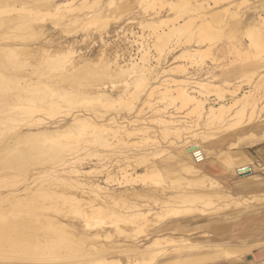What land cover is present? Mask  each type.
<instances>
[{
  "label": "bare ground",
  "instance_id": "obj_1",
  "mask_svg": "<svg viewBox=\"0 0 264 264\" xmlns=\"http://www.w3.org/2000/svg\"><path fill=\"white\" fill-rule=\"evenodd\" d=\"M101 1L94 0L91 3L84 0L79 6L93 9ZM143 1L161 6L167 3L171 10L177 9L178 14L173 17L160 16L158 20L149 18V21L141 23L142 31L152 29L154 37H150L152 40L147 45L141 42L143 46L140 49V61H135L136 57L132 55L125 61L123 54H118L117 51L113 60L108 56L103 57L105 54L102 55L104 60L100 59L102 62L97 64L99 67L93 61L94 67L86 63L80 65V61L75 62V59L69 58L74 53L72 48L57 49L54 46L56 49H51L53 41L46 34L48 25L39 24L46 13H51L53 17L61 14L62 4L66 5L64 9H68L67 1L61 3L59 0H0V264H167L162 260L180 254L191 256L189 261L194 264H212L218 262L219 257L210 251L205 253L208 250L225 249V255L230 257L245 248V244L238 242L225 243L226 245L215 242L214 245H206L204 241L202 244L198 242L199 239L191 237L190 230L176 222L158 227L156 225L169 218L184 215L224 213L229 210L233 212V209L260 201L261 198L255 194L258 190L247 191L249 185L253 188L255 185H262L259 180L263 177L255 175L258 165L227 158L226 164L233 169L230 177L240 176L246 168L253 171L241 180V196H237L231 192L228 185L211 184L210 175L201 169H195V165L206 162L211 154L210 149H205L200 141L191 145L193 142L187 140L179 145L178 140L179 142L174 143L179 145L174 148L176 155L191 165H186L189 167L184 168L179 177H171L172 182L177 183L179 187L176 193L169 194L171 188L168 190L164 182L166 174L162 169L163 164L159 161L164 156L165 148H158L159 141L155 137L156 134L151 135L148 124H158L163 136L174 135L176 139H184L185 131L204 125V130H196V133L191 134L194 138L199 136L211 146L214 142L212 137H216L218 131L233 127L234 124L239 125L245 118L248 121L255 118L257 104H251L254 98L252 92L239 94L238 88L229 81L220 83L217 79L218 73L210 67H199L196 73L186 76L188 69L181 62H175L174 66L166 69L162 66L157 70L152 60L155 59L157 64H161L178 48L180 50L173 54V60L197 63L198 57L213 50L216 51V57L225 55L224 45L213 49L211 45L204 44L203 39L215 33L212 23H222L224 27L227 26L235 32L241 31L244 26V34L250 38L248 45L252 50L255 49L256 54L248 55L246 51L249 46L247 49L244 47L248 56L243 61L251 60L249 68L252 67L253 74H262L259 80L264 81V74L261 73V69H264V56L257 59L258 54L264 53V19L256 16L257 11L252 12L253 16H250V10L259 6L247 5L248 7L243 8L246 0H215L217 5L224 4L216 9L210 8L208 0ZM114 2L115 0H108L105 6L95 10L91 16H82L84 20L90 18L85 26L100 23L101 28H105L109 13H105L104 8ZM133 5L130 1H120L112 12L120 15L128 11L131 13ZM183 7L185 12L190 11L193 15L188 16L182 23L178 15ZM112 12L110 11V14ZM221 12L231 20L222 19ZM63 16L62 14L61 17ZM73 17L69 22L78 23L80 17ZM52 22L51 24L58 25L55 21ZM66 26L67 24H64L60 28ZM197 34L198 39L192 43L190 39ZM133 35L136 34L133 32ZM173 37H177V41L168 45ZM41 38V45L37 46L36 42L29 43L31 39ZM184 39H187V42ZM239 44L241 47L245 46L244 42ZM235 47L232 50L235 51L238 46ZM236 53L239 54V50H236ZM121 59L127 63L122 64ZM171 64L173 65V62ZM39 66L43 69H39ZM55 70L59 72L51 74L50 71ZM160 74L164 78L154 84L153 79L157 80ZM200 74L209 76L196 77ZM223 86H227V89ZM226 90L230 91L234 98L233 104L227 101L224 92ZM213 92L220 102L217 105H208L207 98ZM142 104L147 105V112L151 111V115L143 120L134 119L139 114L146 115L144 106H140ZM172 104L178 105V109L186 108L187 116L181 119L170 112L168 106ZM238 104V110L234 113L233 109ZM77 105H87V109L72 112L70 108ZM67 107H70L69 110L64 109ZM62 108L65 110L61 112L64 117H70L69 120L62 118L61 123L53 119L57 115L55 111ZM111 109L117 110L116 114L111 113ZM45 116L51 119L47 121ZM188 117L190 120H187ZM124 120H127L128 124H123ZM18 121L25 123H14H19ZM17 125L21 127L16 131ZM21 143L24 144L21 146ZM110 147H123L127 150H133L135 147L142 151L133 152L134 154L120 151V156L123 153L125 156L107 165L105 159L109 157ZM49 157L57 158H54L56 161L52 163L53 167H35V171L39 172L33 171L32 167L30 169L33 163L38 165L37 160L43 161V158ZM85 157H95L98 160V168L94 170L99 169L98 173H104L102 181L100 178L96 181L82 179L92 172L84 169V166H79ZM41 161L40 163H43ZM181 163L180 161L176 167H181ZM34 174H37L40 180L46 175L47 180H44L47 182L32 187L30 179ZM136 177L144 183L149 179L153 184L124 190L111 187L116 181L118 187H123L126 183L135 181ZM183 181L186 186H182ZM207 181L209 182L206 183ZM17 182H24V188H11ZM151 203L158 204V209L154 210ZM252 212L254 211L250 210L246 215ZM109 223L114 225L113 228L107 227ZM147 228L150 231L148 230L147 238L142 242L138 234L147 232ZM176 230L180 231V234L172 235V231ZM119 237L123 238L119 240ZM257 244L255 245L264 246V242ZM261 262L258 261L257 264Z\"/></svg>",
  "mask_w": 264,
  "mask_h": 264
},
{
  "label": "rangeland",
  "instance_id": "obj_2",
  "mask_svg": "<svg viewBox=\"0 0 264 264\" xmlns=\"http://www.w3.org/2000/svg\"><path fill=\"white\" fill-rule=\"evenodd\" d=\"M59 1H61V3L66 2V1L70 2V3L66 2L67 6H69V8L64 9V6H66V5L62 4L61 6H63V9L60 12L61 14L58 13L57 15H55V17H53L50 15L51 13L49 14L50 16L47 13L46 14L44 13L46 17L44 16V19H41L39 21V24L48 25L47 27L49 30L47 29L48 32L46 31V34L48 35V38L53 41V43H51V46H52L51 49H56V48L62 49L61 47H63L64 49H67V48L71 49L72 48V51H74V53L72 56L70 55L71 57H69V58L75 59V62L80 61V65H84L86 63V64H88V66L89 65L94 66V64L96 63L95 65L97 67H99L100 63L102 62L101 60H104L102 58V55L105 54L103 57L107 58L106 56H108L109 59L113 60L115 53L117 51H118L117 52L118 54H120V53L123 54V57L126 58L125 61L129 60V58H130L129 55L136 57L135 61L136 60L140 61L139 57L141 56V52H142L140 49H142L143 45H147L150 43V41L152 40L150 37H152V36L154 37V34L151 32L152 29L147 28V29H145V32L142 31L143 29L141 27V23L149 21L148 20L149 18H152V20H158V17H160V16H162V17H166V16L173 17L174 15L177 16V14H178V13L176 14L177 9L171 10L167 3L163 6H161L160 4H155V5H153L151 3L148 4V3H146V1H143V0L142 1L138 0V2L136 0H115V2L112 5H107L104 8V12L109 13L106 17V20H108V23L106 24L105 28L104 27L101 28L100 23H92V24H87V26H85L86 22L90 18H86L87 20H84L82 18L86 14H88V15H86L87 17L91 16L95 10L99 9L103 5L105 6V4L108 0H102L99 3V5L98 6L96 5V7H93V9L87 8L84 5L79 6L81 4V2L84 0H65V1L59 0ZM93 1L94 0H87V2H91V3ZM120 1H128V2L130 1L131 5L134 4L132 6L131 13H130V11H128V12H125L122 15H120V14H116V13L112 12L115 10L116 3L120 2ZM231 1L237 2L240 0H231ZM252 1L253 0H246V2L244 3V5H242V7L244 8L247 5L250 7L259 6L256 9L252 8L250 10V16H253L252 12L257 11L256 16H261V18L264 19V5L261 6V4H264V2H262L261 0H254L253 2ZM140 2H142V3H140ZM199 2H201V0H199ZM208 3L211 4L210 8H212V9L220 8L221 6L224 5L223 3H221V4L219 3L218 5L215 4V0H208ZM77 6H79V7L76 8ZM101 9H103V8H101ZM181 9H182V12H179V15H178L179 20L181 22L184 19L188 18V16L193 15V13L192 12L190 13V11L185 12L184 7ZM72 10H73V12H72ZM110 11L112 12V14H110ZM156 12H158V14ZM65 13H66V15H65ZM180 13H181V15H180ZM62 14L64 15L63 18L61 17ZM221 14H220V16L225 21L231 20L225 16L224 12H221ZM73 16L74 17L75 16L80 17L79 20L77 21L78 23H76V22L72 23L71 22L72 23L71 24L69 22V19H72ZM58 18H60V19H58ZM52 21L53 22L55 21V23H57L58 25L51 24ZM64 24H67V26L64 27L63 29L60 28L61 26L63 27ZM161 24H163V23H161ZM212 25L214 26L213 30L215 31V33L213 32L214 34H212V36L209 35V37L206 36L204 39L203 38H201V39L204 40V42H205L204 44L211 45L213 49H216L217 46L224 45V50L226 49L224 51L225 55L222 53L223 55L216 57L215 56L216 51L213 50L212 52L209 51L208 53H205L206 55L204 54L203 56L198 57L196 59L197 63H192L191 61H188V60L187 61L186 60L181 61L180 59L173 60L172 56H173V54L178 52V49H179L178 48L177 51L175 50L173 52V54H169L168 57L162 61L161 64H157L155 59L152 60V64L156 66L157 70H160L162 66H163L162 67L163 69H166V68H169L170 66H174L178 62H181L182 64H184V67H186L188 69L187 72H189V73H187L186 76H189V75L196 73L197 72L196 69H198L199 67H204V66L206 68L210 67L211 69L214 70V72L218 73V75L217 74L216 75H217L218 81L220 80L219 81L220 83L223 84L224 80H226V82L229 81L230 83L234 84L238 88L239 94L251 91L252 95L254 97L251 101V104L252 105L257 104L256 105L257 113H256L255 118H253V120L248 121V119L245 118L239 125L234 124L233 127L232 126L230 128L228 127V129L225 127L226 129H222L221 131H218V133L216 134V137L215 136L212 137L214 142H213V144L210 142L212 144V145L210 144L211 146H208L205 142H203L199 136H195V138L192 136L194 133H196V130L197 131L204 130V125H200L198 127H193L191 129L192 131L191 130L185 131V133H184L185 138L184 139H182V138L176 139V137L174 135L163 136V134L159 130L160 129L159 126H157L158 124L153 123V122H149L148 126L150 127L151 135L156 134L155 137L159 141V147L158 148L163 149V150L165 148L164 156L161 159L163 162L161 160H159V161L163 164V166H162L163 172L167 175V176L165 175V178H164V182L167 185L164 182H163V184L167 186L168 190L171 188L169 191L167 190L169 192V194L176 193V191L178 190V187H179V185H177V183L172 182L173 179H171V177L172 176L173 177H177V176L179 177L180 174L182 173L181 171H183L184 168L187 169V167H189L191 165V163H189L188 161H184L181 157H179V155H176V150L174 149L178 144L180 145L184 141H187V140L192 141L193 143H191V145H195L197 141H200L201 144L203 146H205V149H208V150L210 149L211 154H210L209 158L206 160L205 163H201L200 165H195L194 166V167H196L195 169H201V171L210 175V177H211L210 183L212 182L211 184L220 183L221 186H227L228 185L229 188H231V192L235 193L236 195L239 194L240 193L239 191L242 190L240 188L241 183H242L241 180H243L244 178H247L248 176L244 177L242 175H240V176L237 175V176L230 177L229 174H230V172L233 173V169H231V166L229 167V164H226V162L228 160H231V159L239 161L241 163L252 162V163L257 164V165H259V163H257V162H260V161H257L258 159L260 160V156L258 155V150L262 145H264V120H263L264 119V113H263L264 112V81L259 80V76H262V74L261 75L258 73L253 74L252 67L249 68L248 65H250L252 63L251 60L249 62H247L248 60L245 62L243 61V60H245V58L248 55L256 54L255 49L252 50V48L248 45L250 43V38H249V35H247L246 33L244 34V30H245L244 26H242L243 28H241V31L235 32L234 30L233 31L229 30V27H227V26L224 27V24H222V23H220L219 25L216 23H212ZM64 29H65V31H64ZM165 29H166V27H165ZM66 30H68V31H66ZM220 31H222V32H220ZM133 32L136 34L135 36L133 35ZM219 32L221 34H219ZM229 32H230V34L228 35ZM100 34H102V36ZM141 36H144V37L141 38ZM176 39H177V37L171 38V40H170L171 42H169L168 45L173 44L175 41H177ZM197 39H198V34L192 36L190 41L193 43ZM51 40H50V42H52ZM185 40L187 42V39H184V41ZM42 41H43L42 38L40 40L31 39V40H29V43L36 42L37 44L36 43L35 44L38 46V45H41L40 42L42 43ZM141 42H143V45H141ZM242 42H244L245 46L241 47L239 43H242ZM229 43L232 44L231 45L232 47L230 46ZM226 45L227 46L229 45L230 47L229 46L227 47ZM235 46L236 47L238 46L236 50H239V52H240L239 54L236 53V50L235 51L232 50V48ZM248 46H249V48H248ZM244 47L246 49L248 48V50L246 51V49H243ZM249 49H250V51H249ZM245 51H246V53H248V55L245 53ZM233 52H234V54H233ZM244 54H246V56ZM98 56H100V58ZM260 56H264V53H262L261 55L258 54L257 59L260 58ZM69 58L67 60H69ZM85 58H86V60H85ZM87 58H89L88 59L89 63L87 62ZM93 61L95 63H93ZM121 61H122V59H121ZM263 61H264V59H263ZM172 62H173V65L171 64ZM98 63H99V65H97ZM123 63H127V62L122 61V64ZM243 65H244V67H242ZM263 65H264V63L262 64V66ZM41 67L39 66L38 68L41 69ZM42 69H43V67H42ZM261 70L263 71V72L261 71V73L264 74V69H261ZM202 71L204 72L205 70L203 69ZM50 72H51V74H56L59 71L57 72V70H55V71H50ZM191 72H193V73H191ZM203 72L201 74H203ZM201 74L197 75V76L194 75V76L198 77V76H201ZM162 76L163 75L160 74V76L157 80L154 81V79H153V83L158 84L159 79L164 78ZM184 76H185V74H184ZM207 76H209V75H203L201 77L203 78V77H207ZM224 84H225V82H224ZM106 85L108 86L109 84H106ZM119 86H121V85L119 84ZM226 87L223 86V88H226ZM109 88L111 89L112 87L110 86ZM114 91L116 92V89ZM227 91L228 90L224 91L225 96L227 98V101H230L229 103L233 104L235 100L232 97L230 91H228V92ZM255 96H256V98H255ZM207 99H208L207 100L208 105H211V104L217 105L220 102L216 93H214V92L211 93V95L208 96ZM253 100H254V102H253ZM255 101H257V102H255ZM164 104L165 103H161V105H164ZM145 105L146 104H142L140 106L141 107L144 106V110H146V115L144 116V114L142 113L141 115L139 114L140 116L138 115V116L134 117V119L143 120L145 117L151 115L152 112L151 111L147 112L149 109H148L147 105L146 106ZM80 106L81 105H79V106L77 105V107H74L72 109L70 107H67L64 109L69 110V108H70V110L72 112L73 111L75 112L78 110L79 111H83V110L85 111V109H87V107H86L87 105H82L83 107L82 106L80 107ZM84 106H85V108H84ZM88 106H91V105H88ZM237 106H239V104L234 107V109H233L234 113L238 110ZM168 108H169L168 110L170 112H173L174 115H176L177 117H179L181 119H184V117L187 116L186 115V113H187L186 108L178 109V105H174V104L169 105ZM260 108H262V110H263L261 113H260V110H261ZM64 109L62 108L59 111H55V113L57 115H55V118L53 120L57 119V121L58 122L61 121V123H62V118H64L65 120H69L70 116L67 118L66 116L64 117V113H61V112L65 111ZM117 109L119 110V107ZM249 109L250 108L248 107L247 108V114H248V111L250 112ZM116 112H117V110L111 109V113L116 114ZM248 116H249V114H248ZM44 118L47 119V121L49 119H51V118H47L46 116ZM187 120H190L189 117ZM18 122L19 123H17V122H14V123H16L18 125L25 123L24 121H22V122L18 121ZM123 124H128L127 120H124ZM18 125L16 127V131L21 127ZM25 128L26 127L24 126L23 129H25ZM220 132L221 133L223 132V134H221ZM191 133H193V134H191ZM214 138H216V139L214 140ZM176 141L179 142L177 145L174 144V143H176ZM22 144H24V143H21L20 145L22 146ZM116 147H110L108 149L109 157L107 159H105L106 160L105 164L111 165V164L115 163L117 160L120 159V157L123 158V156H125L124 153L134 154L133 152H141L142 151L141 149L139 150L138 148H135V147L132 148L133 150H127L126 148H123V147L122 148L121 147L116 148ZM114 149H116V150L114 151ZM128 149H130V148H128ZM170 150H172V151H170ZM120 151H126V152H124L122 154V156H120L121 155ZM129 152H131V153H129ZM172 152H175V153L172 154ZM229 156H230V158H229ZM54 158L57 159L56 157H49V158H43V161H41V159L37 160V161H39V163H37V164L38 165L40 164V165L38 166V165H36V163H33L34 166L33 165L30 166V169L33 168V171H35L36 168H41V169H42V167H43V169H44V167H46L45 169L50 168L52 165L54 166V164H52L54 161H56V160H54ZM224 158H226V159H224ZM227 158H228V160H227ZM40 161L43 163H40ZM180 161L182 162L180 164L181 167H176L177 164L180 163ZM223 161H225V162H223ZM81 162H83V163H81ZM81 162L79 163V166H81V167L84 166V169H86V170H92V172H90L89 174L87 173L85 178L83 176L82 179L87 178L86 181H96L97 178H100L101 181H102V179H104V173H101L102 174L101 175L100 173H98L99 169H97L96 171L94 170V169L98 168V164H97L98 160L95 157H90V158L85 157V159H83ZM164 162H165V164H164ZM166 162L167 163L169 162V163L167 164ZM186 165H189V166L186 167ZM55 166H57V165L55 164ZM257 167H258L257 168L258 170H257V172H255V175H259V176L263 177V179L259 180V182L262 183V185H255L254 188L249 185L247 191L258 190L255 194H258L257 195L258 198H261L260 201L249 204L246 207L233 209V212L231 210L226 211L224 213L207 212L206 214H202V215L201 214L184 215V216L178 217V218H169L166 221H163L162 223H159L158 225H156V227H158L160 225L162 226V225L168 224V223L171 224L172 222L179 223L181 226H185L186 229L190 230V234L193 235V236L191 235L192 238H195L196 240L199 239L198 242H200L202 244H204L205 243L204 241H206V243H205L206 245H208V244L214 245L216 241H218L217 244H220V245H223L224 242H226V243L227 242H231V243L232 242H238V240L240 239L238 234H240L244 231L247 232L248 227H246V229L244 231L240 232L239 230H235V229L233 231H229V230H225V229L223 230L222 228L217 229V227L212 228V226L217 224V226L222 227V225L225 223L231 224V223H235V222L239 224V222H240V221H238V220H240L239 218H241L244 215H245L244 220H242V221H245V220L248 221L253 216L264 213V187H263L264 186V167H263V165H262V167H259V166H257ZM169 170L172 172L168 173ZM178 171H179V173H178ZM35 172H39V170H37ZM98 174H100V175H98ZM45 176H43V177H45ZM18 177L20 178L22 176H18ZM43 177H41V180H40L39 178H37V174H34L33 178L30 179V182H31L30 185L32 184L31 186L35 187V186L40 185L41 183H46L47 181H45V180H47V177H45V178H43ZM48 178H49V176H48ZM136 178H135V181H131L130 183H126L127 185H125L123 187H121V186L118 187L119 185H118L117 181L112 183L111 187L119 189V190H124V189L130 188V187L131 188H140L142 186L146 187V186H151V184H153L149 181V179L146 180L147 184L149 182V184L147 185L146 182L144 183L142 180L140 181L139 178H137V179ZM1 180L2 179H0V184H2ZM225 181H227V182H225ZM168 182H170V183H168ZM208 182L209 181H207L206 183H208ZM236 183H237V185H235ZM23 184H24V182H22V183L17 182L11 188H17L20 186L22 187ZM103 185H105V183H103ZM168 185H170V186L174 185V186L170 187ZM182 186H186L184 181L182 183ZM261 187H263V188H261ZM23 188L24 187H22V189ZM196 188H199V186H196ZM259 188H261V189H259ZM3 189H5V188H3ZM193 190H195V189H193ZM171 191H173V192H171ZM223 191H225V189H223L222 192ZM239 196H241V195L239 194ZM151 204L154 206V208H153L154 210L158 209V207H159L158 204H156L157 206L154 203H151ZM239 210H242V211L240 213H238L237 211H239ZM250 210H252L254 212L250 213L249 215H246L247 212H250ZM74 215L75 214H73V216ZM221 218H223V220L220 221ZM78 219H76V221ZM109 224H108V226L107 225L106 226L113 228L114 225H111V224L109 225ZM81 227L82 226L80 225V228ZM148 230L150 231V229L147 228V232H144V233L140 232L141 234L140 233L138 234L139 240H143L142 242L145 241V239L147 238L146 234L148 233ZM176 231H172V235L178 236L180 234V231H178V230H176ZM208 236L210 237L211 240H209ZM215 236L216 237L218 236V237L215 238ZM204 237H205V240H204ZM113 238H115V237H113ZM121 238H123V237H119L117 239L121 240ZM244 247L245 248L243 250L235 253L234 255H232L230 257L225 255L224 249L208 250L205 253H209V251L212 254L216 253V254H218V257L220 258V260H222V264H231V260L238 258V255H239L238 253H244L245 251H248V250L250 251V248H252V247H246V246H244ZM257 247H261V246H257ZM195 252H197V251H195ZM202 253H204V252L202 251ZM236 254H238V255H236ZM190 258H191V256H189V255L180 254V255H176V256H168L165 259H163L162 261H164L167 264H194V263H191L189 261ZM217 260L220 264L221 263L220 260L219 259H217ZM257 263H255V264H257ZM205 264H210V262H207Z\"/></svg>",
  "mask_w": 264,
  "mask_h": 264
},
{
  "label": "crops",
  "instance_id": "obj_3",
  "mask_svg": "<svg viewBox=\"0 0 264 264\" xmlns=\"http://www.w3.org/2000/svg\"><path fill=\"white\" fill-rule=\"evenodd\" d=\"M258 155L260 156V160L258 159L257 161H260V163L264 167V145H262L259 148ZM263 187H261V188H263ZM261 188H259V189H261ZM241 211L242 210H239L237 212L240 213ZM244 216L239 218L240 219V220H238V221H240L239 224L235 222V223H231V224L225 223L222 225V227L216 226L217 229L222 228L223 230L225 229V230H229V231H233L235 229V230H239L240 232L244 231L246 229V227H248L247 232L244 231L245 233L242 232V233L238 234L240 237V239L238 240V243L239 244H241V243L245 244V246L250 245V247H252V248H250V251L248 250V251H245L244 253H238L239 255L236 254V255H238V258L231 260V264H235V262H237L236 264H255L258 261L264 260V246L263 247L262 246L257 247L255 245L257 243L260 244V243L264 242V213L259 214V215H255L248 221L247 220L242 221V220H244ZM221 220H223V218H221L220 221ZM217 242L218 241H216V243ZM225 243L226 242H224V245H226ZM227 243L232 244L234 242H232V243L227 242ZM219 260H220V258H219ZM220 262H221L220 264H222V260H220ZM212 264H219V262L212 263Z\"/></svg>",
  "mask_w": 264,
  "mask_h": 264
},
{
  "label": "built area",
  "instance_id": "obj_4",
  "mask_svg": "<svg viewBox=\"0 0 264 264\" xmlns=\"http://www.w3.org/2000/svg\"><path fill=\"white\" fill-rule=\"evenodd\" d=\"M201 155V154H200ZM200 155H198V156H200ZM197 157V156H196ZM257 163H259V167H262V164L260 163V162H257ZM243 172L241 173V175L242 176H249V175H251L252 174V169L251 168H246V169H243L242 170ZM261 264H264V260L261 262Z\"/></svg>",
  "mask_w": 264,
  "mask_h": 264
}]
</instances>
